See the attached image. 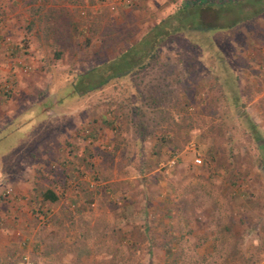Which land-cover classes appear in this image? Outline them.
<instances>
[{"label": "rangeland", "instance_id": "374dc122", "mask_svg": "<svg viewBox=\"0 0 264 264\" xmlns=\"http://www.w3.org/2000/svg\"><path fill=\"white\" fill-rule=\"evenodd\" d=\"M194 1L0 0V83L12 85L0 127L54 97L33 124L0 130V264H264V166L247 122L264 137V0ZM50 15L73 21L56 32L65 49ZM182 27L189 40H170L143 74L168 68L180 84L146 125L125 113L108 124L127 93L89 91L119 69L92 67L136 44L133 65ZM79 77L82 94L58 101Z\"/></svg>", "mask_w": 264, "mask_h": 264}, {"label": "trees", "instance_id": "16d2710c", "mask_svg": "<svg viewBox=\"0 0 264 264\" xmlns=\"http://www.w3.org/2000/svg\"><path fill=\"white\" fill-rule=\"evenodd\" d=\"M182 2V1H181ZM195 2V3H194ZM191 2V3H187L185 5L179 4L177 7L172 6L171 7V12L170 13H163V17H165V15L167 14V16L170 15H174L179 11L184 10L187 6L190 7L193 3L196 4L197 0ZM199 2H203V0H199ZM222 1H218V5L220 7H223L224 3H219ZM55 17L53 15L47 16L45 17V20L43 19V24H45L46 28L52 29L51 31H55V35L53 36V42H57L60 44V42H58V35L56 34V32L58 31V29H61V26H65L68 27V25L72 26L73 25V21H71V19L68 16H62V19H59V16H56V18H52ZM194 18V14L191 15V19ZM236 22H238V20H236ZM69 26V27H70ZM120 26H116L114 27V31H118L117 29H121L118 28ZM90 28H93L90 25ZM64 29V28H63ZM61 30L60 34L62 36V34H64V30ZM187 29L185 27L179 28V30L176 31L175 34L173 35H168L166 37L161 38L160 42L153 45L150 49H148L145 52V56L144 58L140 61H136L133 65H130V62H127V59L125 58L126 55L128 53H133V51L136 48V44L133 45H128L125 46L124 49H121L119 51V53L114 56L113 58H110L106 61H99L96 66L92 67V70H96V69H100L101 67H105V64H108L109 62H115V64L117 65V67H119V69L117 68L116 72L112 75H108L107 78L101 82L100 84L89 88V91L95 90V89H100L102 87H106L108 84L109 85H113L115 84V86L119 89H121L122 91L126 92L127 95L126 96H122L123 100L121 101H116L115 104L113 103L111 105V107H109V114H111V119L110 117H105V120L108 124L110 125H115L116 123H120L121 121V115L122 113H125L127 115H125V117L130 116L131 118H137V124L139 125H146V114H147V110L146 108L149 107V109H155L159 110L160 108V102L163 101V99L166 96V94L168 92H171L172 89H170L173 85V83L175 84H180V79L176 77V79H168L166 78V75H171L172 73L168 74V68H163L162 71L164 72V75L161 78H158L157 81L155 80H146L143 76V74H145L146 72H148V69L150 68V66L152 64H154L156 62V58L160 56V52L162 50V48L167 45V43L170 40H173L174 43L175 42H179L182 39H187L189 40L188 35L186 34ZM217 30V29H214ZM67 32V30H65ZM185 31V32H184ZM68 34H70V31L68 29ZM119 33V31H118ZM45 34L49 35L48 33V29L45 30ZM47 35V36H48ZM64 37V36H63ZM111 37V36H110ZM114 39L116 40V37L114 36ZM62 40V39H61ZM68 43L69 40L65 39ZM107 41V39H105ZM105 41V42H106ZM62 43V41H61ZM106 45H108V43H105ZM110 44V43H109ZM60 45H63L60 44ZM64 45H68L67 43H65ZM63 45V48L65 47ZM176 46V44H175ZM65 49V48H64ZM102 49V48H101ZM201 53L204 55L206 53L205 49L201 46ZM57 55H61V53H58ZM181 57H177L178 60H180ZM120 60H122L123 62L125 61V64L127 62L128 67L129 68H124L123 70L121 69L122 65L120 63ZM115 65V66H116ZM184 66L189 67V62L184 63ZM177 71V73H179L178 69H174L173 71L170 70V72H174ZM81 77L83 76V73L81 74ZM81 78L79 77L77 80H73L72 82H70L64 92V94L60 95V97L57 99L58 101L60 99H63L65 102H70L73 101L78 95H81V92H74L75 87L77 85V82L80 81ZM171 81V82H169ZM95 88V89H94ZM77 91V90H76ZM12 89L7 92V96L9 97L11 95ZM238 92H236L237 97L234 99L235 101L238 98ZM121 97V96H120ZM118 98V97H117ZM54 101V97L48 96V97H44V100L42 101V103H39L36 107L38 109V111L34 108H27L22 110V114L20 115L19 120L12 124V132L16 131H20L22 130V128L18 127V123H20V125H30L33 124V122L35 121V117L36 115L41 114L42 109L44 107L45 104H51ZM238 103V100H237ZM239 105H241L242 107H244V105L242 103H239ZM45 114L47 115L48 113L45 112ZM246 113H243L242 115H244ZM132 115V116H131ZM24 120V122H23ZM248 124L251 125V130H252V134L254 135V138L257 140V146L260 149V152L262 153L261 155V165L262 167L264 166V137L260 134L258 127L256 126V124L254 123V121L252 119L247 120ZM251 123V124H250ZM9 128V126L3 127L2 129H6ZM8 134H10V131H8ZM4 137L6 135H3ZM25 136V135H24ZM24 136L19 138V140H17L16 142V146L19 144L20 141H22L24 139ZM0 137V140L2 141H8L9 137ZM12 149L15 147V143L11 146ZM10 151V149L7 150V152L2 153V155H6L8 154ZM41 197L43 199V201L46 202H56L59 198L58 194L51 188H46L41 192Z\"/></svg>", "mask_w": 264, "mask_h": 264}, {"label": "built area", "instance_id": "2783aa9c", "mask_svg": "<svg viewBox=\"0 0 264 264\" xmlns=\"http://www.w3.org/2000/svg\"><path fill=\"white\" fill-rule=\"evenodd\" d=\"M11 88H12V85H11L10 82H2V83H0V94L9 92L11 90ZM196 161L198 163H201L202 159L201 158H197Z\"/></svg>", "mask_w": 264, "mask_h": 264}, {"label": "crops", "instance_id": "0c3cea01", "mask_svg": "<svg viewBox=\"0 0 264 264\" xmlns=\"http://www.w3.org/2000/svg\"><path fill=\"white\" fill-rule=\"evenodd\" d=\"M22 114V110L21 111H19V115H18V118H20V115ZM15 120V119H14ZM16 122V121H15ZM10 125H12L11 123H8L7 125H2L0 128H3V127H6V126H10ZM18 127H20V128H22L23 127V125H17Z\"/></svg>", "mask_w": 264, "mask_h": 264}]
</instances>
